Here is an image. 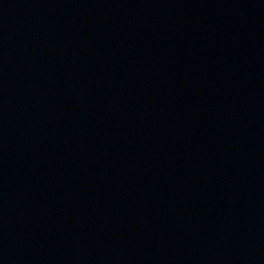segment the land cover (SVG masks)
<instances>
[{
	"label": "water",
	"instance_id": "1",
	"mask_svg": "<svg viewBox=\"0 0 264 264\" xmlns=\"http://www.w3.org/2000/svg\"><path fill=\"white\" fill-rule=\"evenodd\" d=\"M0 264H264V0H0Z\"/></svg>",
	"mask_w": 264,
	"mask_h": 264
}]
</instances>
